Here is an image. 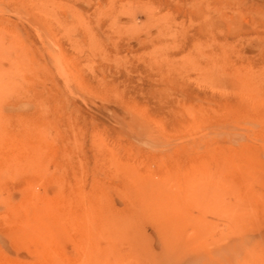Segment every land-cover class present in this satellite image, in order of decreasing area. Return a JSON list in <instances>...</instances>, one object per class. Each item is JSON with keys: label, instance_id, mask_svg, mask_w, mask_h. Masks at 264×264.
Segmentation results:
<instances>
[{"label": "rangeland", "instance_id": "obj_1", "mask_svg": "<svg viewBox=\"0 0 264 264\" xmlns=\"http://www.w3.org/2000/svg\"><path fill=\"white\" fill-rule=\"evenodd\" d=\"M0 264H264V0H0Z\"/></svg>", "mask_w": 264, "mask_h": 264}]
</instances>
